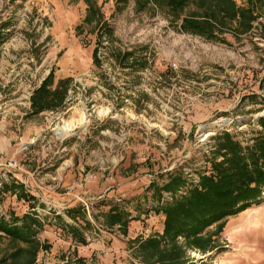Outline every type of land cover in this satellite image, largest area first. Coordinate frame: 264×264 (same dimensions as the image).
I'll list each match as a JSON object with an SVG mask.
<instances>
[{
  "label": "rangeland",
  "instance_id": "obj_1",
  "mask_svg": "<svg viewBox=\"0 0 264 264\" xmlns=\"http://www.w3.org/2000/svg\"><path fill=\"white\" fill-rule=\"evenodd\" d=\"M17 1L30 2L39 8H48V16L44 21L50 29L48 39L42 41L41 32H37L36 25L33 27L32 24L28 30H22L26 38L31 40L29 46L20 42L8 44L6 39L10 34L5 35L4 29L10 26V20L5 19L0 23V164L5 165V167L0 166V176L3 173L8 178L14 176L15 173L9 170L7 164L20 159V164L26 171L33 174L35 180L39 179L44 185L51 187L56 194H63L66 192L65 190L60 187L53 188L44 178L47 170L51 168L50 166L55 164L59 167L62 162H65L72 168L85 166L86 169H96L98 164L97 151H69V148H77L80 145L83 148L91 139H83L80 142L79 138L88 136H97L103 143H108L109 138L100 134V131L109 129L114 134L118 131V124L113 120L107 118L99 123L95 119L92 108L93 105L99 106V103L92 98L94 82L92 76L88 75L97 72L93 53L98 45L99 30L105 28L110 36L112 60L116 64L120 63L122 67L130 69L127 75L130 76V80L132 77L133 83H137L134 72L136 68L143 67L145 61L137 56L129 64V55L123 54L121 50L126 44L128 34L134 32L131 24H140L146 19L154 18L157 14L160 19L168 21L171 27L175 24L165 11L153 5H150L146 10L137 11L134 0L124 1L126 3L121 0H91V11L94 12V15L89 12L87 0H0V21L7 18L6 7L17 3ZM234 1L238 5H245L247 0ZM192 9V6L187 8L186 13ZM70 11H76L78 15ZM84 14L91 15L92 21L90 23L84 22ZM109 21L113 23L110 28L107 26ZM100 24H102L101 27H99ZM61 33L65 37L63 40L59 39ZM192 36L196 40L194 47L187 42L177 45L175 44L176 41L167 43L165 46V52L179 61L181 77L183 79L194 78L200 84L214 86L215 82L225 75L230 89L226 96L223 95L211 108L198 107L192 117L193 122L189 125L194 132L198 126L208 124L220 116L221 113L215 115L216 109L229 108V111L222 113V115L229 116L234 120L230 126L238 133L225 134L231 135L243 148L250 146L255 137L262 133L260 121L264 120V15H259L246 34L237 35L234 30L220 31L217 29V40L208 41L198 36ZM163 38L166 39L167 37L164 36ZM5 45H8L6 49H2V46ZM31 57L34 61H30ZM165 64L162 65L163 68L166 66ZM35 68H39L40 78L44 77L47 70L55 72L64 68H67L68 73L72 75L70 77L72 79L69 85L70 91L67 92L63 104L57 109L45 110L39 115L30 114L31 108L28 110L24 104H16L17 93L21 90L28 91L29 83H25L19 88L17 83L13 82L15 72L24 71L25 73L28 70L33 71ZM22 78L31 79L28 74H24ZM80 83L88 86L86 92H82ZM104 86L107 91L103 98L112 101L115 106L111 115L113 116L115 111L122 108L117 113L118 117L124 118L129 112L128 108L126 109L124 106V101L120 98L114 101L110 95L115 94V92L107 86L106 82H104ZM137 95L135 102L137 112H140L144 107L141 101H151L146 96ZM3 115H7L5 121H2ZM148 115L154 114L150 112ZM61 128L63 129L62 132L59 130ZM222 135L218 134L212 138V151H204L206 149L201 143H197V148L192 150V140L188 139L185 142L184 137L176 133L175 136L168 139L166 159L160 158V160L155 161L152 155L142 157L141 151H144L145 137L140 130L133 133L132 151L128 153L130 158L126 163L123 162L118 166L121 167L122 164H126V168L123 169L122 166L120 169L118 174L120 177H130V182L138 184L136 181H138L139 176L150 172H146V169L154 167L152 172H159L173 161H176L177 167L170 174L158 175L153 184H148L150 188L144 189L142 186L140 191V196L143 197L142 201L130 205V208L137 215L128 214V220L138 222L140 226L138 236L135 239H145L155 234L160 235L163 230V228L160 229L162 219L154 216L158 213L155 212L157 199L153 198L155 194L153 195L152 186L159 189L168 183L172 176L179 175L183 182L179 187L181 188L185 183L181 168L193 170V174L199 178L202 175H209L212 172V160L215 159L218 162L222 160L221 154L214 156L216 139ZM153 140L158 143L161 136L156 134ZM150 150L159 151V146L153 144ZM145 164L148 167H144ZM82 173L85 175L86 170ZM50 176L48 177L49 180H55L54 177ZM11 183L5 182L4 195L0 193V205L7 213L10 212V216L16 213L20 217L23 211L22 203L11 197V194L18 190L20 196L25 199L30 194H25L22 187H17L13 191V188L10 187L12 186ZM6 187L8 188L6 189ZM35 192L41 193L42 190L34 188L33 193ZM163 192L169 191H161L159 197ZM49 195L46 194V196ZM97 196L99 195H90V197ZM148 196L151 199L152 216H148L149 212L147 213L146 210ZM131 201H135V199ZM101 204L102 202L92 205L91 211H94L96 222L103 221L104 214L100 212ZM69 210L71 211V209ZM65 216L68 219L59 215L49 222H47L48 218L44 219L42 225L46 226L48 232H54L55 229L52 226L58 228L55 233L57 238L50 239L51 243L48 244V240L39 236L42 229L38 231L37 239L41 248L33 264H36L37 260L41 264H130V259L141 263L134 256L132 249V242L135 239L131 240L130 243L127 242V233L124 234L120 225L117 224L121 236L116 241H111L106 235L95 236L94 227L81 211L76 220L72 219L73 217H68V215ZM161 216L164 221V216L162 214ZM147 219H149L148 222ZM103 225L107 228L116 226L108 227L104 223ZM161 226L163 227V225ZM216 227L213 225L207 230V233H212V249L205 252L186 249L185 264H264V190L260 198L250 204L248 208L226 218L220 232H215ZM66 229L75 230L74 238L76 240L65 233ZM145 229H148V232ZM86 236L90 237V242L86 241ZM81 241H84V246L88 245L87 248H84V251L89 253L88 256H80L76 252L78 246L83 245ZM102 242L106 248H112L113 244L119 243L123 249H130L131 251L130 253L123 251L124 256L120 249L119 251L101 252V249L98 248L99 250H97L95 247H98ZM179 243H183L182 238H179ZM43 245L48 248L44 249ZM6 246L7 249L10 248L8 241L3 240L1 248L4 249Z\"/></svg>",
  "mask_w": 264,
  "mask_h": 264
},
{
  "label": "built area",
  "instance_id": "obj_2",
  "mask_svg": "<svg viewBox=\"0 0 264 264\" xmlns=\"http://www.w3.org/2000/svg\"><path fill=\"white\" fill-rule=\"evenodd\" d=\"M5 13L7 18L2 19L0 23L5 19L10 20V26L4 29L5 35L10 34L6 39V43L14 44L20 42L29 46L31 40L26 38L22 30H28L32 24L33 27L36 25L37 32H41L42 41L48 39L50 28L44 21L48 16V8H39L30 2L17 1V3L7 6ZM107 24L108 28L113 25L111 21L107 22ZM174 24L175 26L171 27L170 23L160 19L158 14L154 18L150 20L146 19L140 24H131L134 32L128 34V39L125 41L126 44L121 50L123 54L129 55V64H131L133 58L137 56H140L145 61L144 66L136 68L134 72L137 83H133L132 77L130 80V76L127 75L130 69L122 67L120 63L116 64L112 60L110 55V36L105 28L99 30L98 45L95 49L97 72L88 75L92 76L94 82L92 98L95 102L99 103V106L95 107V105H93L92 108L95 119L99 123H102L107 118L113 120L118 124V131L116 134L111 133L109 129L100 131V134L109 138V142L103 144V154L98 161L97 171H90L85 174V178L88 180L95 179L98 173H109V177H113L112 171L123 163L126 154L132 151L131 140L133 133L137 130H140L141 134L145 137L144 151H151L150 147L155 144L159 146V157L162 159H166L165 157L168 155L167 145L169 137L175 136L176 133L183 136L185 142L188 139L192 140V150L197 148V143H201V145H204V149H206L204 151H212L211 140L216 135L231 132L238 133L230 126L234 120L229 118V116L222 115V113L228 112L229 108L216 109L215 115L221 113L220 116L208 124L205 123L198 126L193 132L189 124L193 122L192 117L197 108H211V106L222 98L223 95L226 96L230 86L225 79V75L222 76L219 81H216L214 86L200 84L194 78L183 79L181 77L179 61L165 52V46L167 43L176 41L177 43L175 44L177 45L187 42L194 47L193 45L196 43V40L191 34L185 33L181 29L180 23ZM164 36L167 38L164 39ZM7 46L8 45L2 46V49H6ZM30 61H34V59L31 57ZM163 64L166 65L164 68L162 67ZM24 74H28L31 79L22 78ZM39 75V68H35L33 71L28 70L25 73L24 71L14 73L13 82L15 84L17 83L19 88L25 83H29L30 85H28V91L21 90L17 93L18 97L15 99L17 100V105L24 104L27 106V109L30 110L31 97L43 80ZM104 82L115 92V94L110 95L111 98H113L114 101L120 98V100L124 101L126 109L128 108L129 112L126 113L124 118L118 117L117 113V111L119 112L122 108L115 111L113 116L111 115L115 110V106L112 101L103 98V95H106L105 93L107 91ZM80 86L82 92H86L88 86L82 83H80ZM137 94L146 96L151 101L142 100L141 103L144 107L140 112H137L138 109L135 102V98L138 97ZM150 112L154 115L149 116L148 113ZM6 118L7 115H3L2 121H5ZM238 130L240 129L238 128ZM156 134L161 136V140L158 143L153 140ZM61 138L63 137L61 136ZM142 157L146 156L142 155ZM7 165L9 170L13 171L15 175L8 178L5 173L1 174L0 193L4 195L3 190L6 185L5 182H12L11 184L22 187L25 194H30V196H32H27L25 199L20 196V191L18 190L11 194V197H14L16 201L22 203V215L33 216L42 224L44 223V219L48 218V221H51V219L56 218L55 216L58 215L68 219L65 215H67L66 213L70 208L65 203L55 204L52 201V196H57L55 191L51 187L44 185L39 179L35 180L33 174L26 171L20 164V159L13 160ZM0 166L5 167V165L2 164H0ZM41 167L44 168V166ZM50 167H52V165ZM175 169H177L176 161H173L159 172H148L145 178L148 184L151 185L156 181L158 175L163 173L170 174V172ZM181 170L184 175V186L174 192H163L156 206L167 204L173 199H179L183 197L188 190L198 185L199 176L197 177L194 175L193 170H186L184 168H181ZM7 172L9 171L7 170ZM34 188H38L42 190V192L33 193ZM46 194L50 195L46 196ZM107 199L106 191L104 194L97 197H78L77 202L84 210L88 222L94 227V235L97 237L106 235L109 240L116 241V239L121 236L118 230L119 226L116 225L114 228L105 227L103 221H95L94 211H91L94 203L104 202ZM113 203L122 211L133 216L134 213L130 212L129 205L122 197L115 196L113 198ZM14 215L18 216L16 213H14ZM0 217L4 218L6 221L10 219V212L7 213L1 205ZM56 229L58 230V228ZM65 233L70 235L67 231H65ZM85 238L87 242L91 241L90 237L86 236ZM36 264L41 263L37 260ZM130 264L141 263L130 259Z\"/></svg>",
  "mask_w": 264,
  "mask_h": 264
},
{
  "label": "trees",
  "instance_id": "obj_3",
  "mask_svg": "<svg viewBox=\"0 0 264 264\" xmlns=\"http://www.w3.org/2000/svg\"><path fill=\"white\" fill-rule=\"evenodd\" d=\"M87 3L91 13V0ZM134 3L137 11L146 10L150 5L165 11L173 23H180L185 33L208 41L217 40V29L246 34L259 15H264V0H247L245 5H238L234 0H134ZM191 6L193 9L186 13ZM91 19V15L86 14L84 22L90 23ZM93 57L97 65L95 52ZM53 78L51 70L34 91L30 114L39 115L63 104L72 79L58 81L52 89ZM260 124L262 133L248 147L243 148L229 134L217 137L214 156L221 154L222 160H212V172L202 175L198 185L187 195L157 205L155 212L164 216L162 233L132 242L134 256L141 263L185 264L186 249L200 252L212 249V233H207L211 226L216 225L215 232H220L226 218L245 210L260 198L264 190V120ZM182 183L179 175L172 176L159 189L152 186L153 197L158 202L161 191L174 192ZM10 187L13 191L17 189L14 184ZM80 208H72L66 214L76 220L80 211L85 215ZM127 215L116 205L104 215L103 223L108 227L118 224L126 234L130 222ZM42 228V223L30 215H12L8 221L0 217V264H33L41 248L37 234ZM66 231L76 240L75 230ZM179 238L183 243H179ZM3 240L8 241L10 248H1ZM81 242L84 245V241Z\"/></svg>",
  "mask_w": 264,
  "mask_h": 264
},
{
  "label": "crops",
  "instance_id": "obj_4",
  "mask_svg": "<svg viewBox=\"0 0 264 264\" xmlns=\"http://www.w3.org/2000/svg\"><path fill=\"white\" fill-rule=\"evenodd\" d=\"M70 12L71 13L74 12L76 15H78V12H76V11H70ZM69 16L71 17V14H69ZM85 16H86V14H84V18H85ZM63 37H64V35H63V33H61L59 39L63 40ZM66 59H68V57H66ZM50 71L51 70L46 71V73L44 74L43 80L48 76ZM53 76H54V78H53L54 83L52 85V89H54L56 87L58 81H62L64 79L70 78L72 75L70 73H68L67 68H64L63 70L60 69V70L53 72ZM69 91L70 90L68 88L67 92H69ZM79 139H80V142L83 139H91V141L87 145H85L83 148H81V145L78 146L77 148L76 147H70L69 151H86V150L87 151H97L96 156H98V161H99L100 158L102 157V154H103L102 151H103V144L104 143L97 136L81 137ZM66 151H67V148H66ZM141 152H142V155H144V156L152 155V157L155 158V161L160 160L159 151H141ZM128 153H131V151H129ZM128 153L126 154L125 160L123 161L125 163L130 158V155ZM157 164H158V162H157ZM69 166L70 165H66L65 162H62L59 167L55 166V164H53L52 167L47 170V174L44 178L50 184V186H52L53 188L54 187H56V188L60 187L66 191L63 194H57V196H54V197L52 196V201L55 204L65 203L70 209L75 208L79 205L77 202L78 197H82V196L83 197H90V195L91 196L92 195H102L107 191V198L108 199L106 201L102 202V204H101L102 206L100 207L101 208L100 212L102 214L105 215L111 207L116 206L113 203V198L115 196L122 197V199L129 205L130 212H134L130 208V205H132L133 203H140L142 201L143 197L140 196L141 195L140 191L142 190V188H141L142 186L144 187V189H148V182H147V179L145 178L146 173L139 176L138 181H136V182H138V184H135V182H130V179H131L130 177L124 178V177H120L118 175L122 166H123V169L126 168V164H122L121 167H117L116 169H114L112 171L113 177H111V178L109 177L110 176L109 173L108 174L98 173L97 177L93 180H88L87 178H85L84 177L85 175L82 172H84V170H86V173H88L90 171H97V169H98L97 167H96V169H92V168L86 169L85 166H80V167H75V168H72ZM143 166L148 167V166H146V164ZM153 169H154V167H151L149 169H146L145 171L146 172H148V171L152 172ZM49 176L52 178L54 177L55 180H49V178H48ZM147 195H148V193H147ZM132 199H135V201H131ZM150 203H151V199L148 196L147 197L148 207H146L147 213L149 212L148 216H152V213H153L152 209H150L151 208ZM104 215H103V217H104ZM133 215H137L136 212H134ZM154 216H156V217L158 216L159 218H161L162 219L161 225H163V217L161 216V214L158 213L157 215L155 214ZM150 218L152 220V217H150ZM146 221L148 222L149 219H147ZM47 222H49V221H47ZM161 225H160V229L163 228ZM45 227L46 226L44 225L42 230L40 231L39 236L42 239L48 240L49 243H48V241H46V242L48 244H50L51 240H53L54 238L55 239L57 238L55 236L56 227L52 226L55 229L54 232H48V230H46ZM139 229H140V226L138 225V222L130 221L128 223V227H127L126 241L130 243L131 240H134L138 236ZM145 231L148 232V229H145ZM68 240H69V238H68ZM78 245H80V244H78ZM101 246H102V248H101ZM87 247H88V245L87 246L81 245L80 247L78 246L76 252L79 253L80 256H88L89 253L87 251H84V248H87ZM80 248H82V251H80ZM95 248H97V250L101 249V252H105V253L108 252V250H115V251L118 250L119 251V249H120L122 251V252L121 251L120 252L122 253L123 256H124L123 251L129 252V253L131 251L130 249L129 250L123 249L122 245L119 243L113 244L112 248L111 247L106 248L104 242H102V244H100L98 247H95Z\"/></svg>",
  "mask_w": 264,
  "mask_h": 264
},
{
  "label": "bare ground",
  "instance_id": "obj_5",
  "mask_svg": "<svg viewBox=\"0 0 264 264\" xmlns=\"http://www.w3.org/2000/svg\"><path fill=\"white\" fill-rule=\"evenodd\" d=\"M59 130H61V132H62L63 129L61 128V129H59ZM59 134H60V133H59Z\"/></svg>",
  "mask_w": 264,
  "mask_h": 264
}]
</instances>
